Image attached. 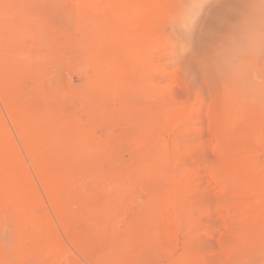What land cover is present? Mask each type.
Here are the masks:
<instances>
[{
  "label": "rangeland",
  "instance_id": "obj_1",
  "mask_svg": "<svg viewBox=\"0 0 264 264\" xmlns=\"http://www.w3.org/2000/svg\"><path fill=\"white\" fill-rule=\"evenodd\" d=\"M161 1L155 69L151 64L144 68L153 79L151 92L139 88L134 65L122 62L121 45L116 52L113 42L99 43L103 30L91 25L87 1L0 0V64L16 65L24 84L23 92L11 98L0 89V123L39 193L42 204L35 211L46 213L64 247L59 263L53 258V264H106L110 255V262L119 260L126 251L120 253V241L110 242L109 231L86 240L85 250L79 248L86 232L80 219L94 215L97 207L111 208L113 197L125 190L127 195L119 193L123 199L117 209L105 216L118 231L136 229V241L116 264H264V43L252 52L237 50L250 21L260 22L264 30V0ZM108 52L113 55L106 59ZM237 59L252 65L256 80L251 84L241 85L233 70ZM3 70L0 84L7 81ZM12 107L18 108L16 113L10 112ZM10 113L23 118L50 113L97 133L90 139L100 148L89 155L76 150V160L62 151L59 137L53 138L73 166L72 188L86 201H95L65 215L68 231L51 208L18 136L24 123L14 124ZM44 124H32L31 130L37 132ZM150 136L155 143L165 141L168 164L148 179L136 169L154 153L147 143ZM123 171L135 175L121 187L114 180L103 182ZM185 177L190 179L191 219L172 223L171 231L164 195H172ZM92 178L104 197L88 189ZM5 220L0 214V222ZM13 237L11 231L3 244L0 239V249ZM37 245L43 243L38 240ZM48 262L7 261L0 254V264Z\"/></svg>",
  "mask_w": 264,
  "mask_h": 264
},
{
  "label": "bare ground",
  "instance_id": "obj_2",
  "mask_svg": "<svg viewBox=\"0 0 264 264\" xmlns=\"http://www.w3.org/2000/svg\"><path fill=\"white\" fill-rule=\"evenodd\" d=\"M85 1H87V3L84 4H87L85 12H87L89 17L93 20L90 22L91 25H94L97 29L103 30V33L99 34V37L96 36L99 39V43L102 41H108L109 43L113 42V50H116V52L121 45V49L124 48V61L122 62L134 65V68L137 70L136 77L138 79L137 84L139 88H147L152 92L154 89L153 79L150 78V73L145 72L144 68L147 66L150 68L149 65L151 64L153 72L155 69V66L152 63V57L155 53L158 41L156 26L157 18L162 12V1ZM111 25L112 27L113 25H117V27L110 30ZM104 31L107 32V34H105ZM119 31L123 32V34H120L121 36L116 35L117 32V34H119ZM108 55L112 56L113 53L108 52V54H106V59L108 58ZM101 62L103 61L101 60ZM106 63L104 66H106ZM0 67H3V71H6L7 77L6 83L0 84V89H2L4 93L8 94V98L18 96V94L20 95L23 92L24 84L23 76L17 66L5 63L0 64ZM142 69L143 71H141ZM35 93H37V91ZM84 95L85 93H82V96ZM14 109L18 108L10 109V112L16 113ZM33 112L35 111L33 110ZM12 113H10V116L14 124L17 123L19 125L21 122L24 123V127L18 132V136L23 140L37 179L42 183L44 191L49 197L51 208L55 213H57L56 215H59L58 217L61 224L64 226L65 231H68L70 221L67 219L68 216L66 217L65 215L78 211L77 209H81L80 207L83 205H94L95 201H86L83 197L78 196V193H76V191L72 188L73 166L68 159L61 156V149H58V147L54 144L53 138L59 137L63 143L62 151L70 157L69 159L76 160L80 158V155L75 152L76 150L80 149L81 152L85 151L89 155V153L91 154L100 148V145H93L90 139L93 134L95 135L97 133H92L93 130L91 131V127L82 129L80 126L81 129H78L72 126L69 121H64L61 118L51 115L50 113H32V116L28 114L30 116L28 118H23ZM41 121L45 122V124L41 127V130L37 132L31 130L32 124ZM105 139L103 138V140ZM147 140V143L154 146V153L153 155L142 159L136 170L139 172L141 177H148L149 179L151 176H157V173H160L168 163L166 162L167 159L165 160L167 155L165 152V141L161 140L160 142L156 141L155 143V136H150ZM99 143L101 144V142ZM15 146L16 145H14L13 141L0 123V214H3V217L6 219L4 221L5 224L3 221L0 222L1 243L3 244L4 240L8 238L9 232L12 231L15 234V237H13V239L9 241L6 246H3V248L0 249V254H2L7 261L18 259L20 262L26 263L27 261L37 260L43 263L49 261L47 263L49 264L52 263L51 260H53V258L57 260V256H61L63 254L64 247L58 242L57 238H59V236L57 235V232L46 213H37L35 211V208L42 204L39 193L28 173L26 166L20 161ZM131 174V172L126 173L123 171V174L119 178L116 177L117 179L104 175L107 182L102 181L107 184L110 182L108 180H114L117 183V187H121ZM113 175L115 176V173ZM134 175L135 174H133V176ZM95 177L93 176V178ZM97 177L99 176L97 175ZM92 179L88 182V189H90L91 192H96L104 197V190L99 189V181ZM189 180V178L183 179L182 181L180 180V184L175 186L176 188L175 191L173 190L174 192L172 195H169L168 193H165L164 195V199L166 200L165 213L168 217L167 225L171 231L173 230L172 223L178 224V222H181L182 220H187L188 222L191 219L192 208L187 203L188 196H190V190L188 189L190 183ZM125 191L123 192L127 195ZM123 192L121 191L119 193L121 194ZM119 193L113 197L112 200L114 201V205H111V208L109 207L110 205L107 204L104 206L102 211H99L100 209L97 207L94 215L88 216L83 220L80 219L83 225L81 227H84V230H86L83 238H81V243L78 245L80 249L85 250L87 244L85 243L86 240L90 239L92 236L95 237L96 234L100 232L103 233V235H106L109 231L111 236L110 242L115 240L122 243H119L123 247V250H120V253L122 254V251L126 252H124L119 258L117 256V259H119L118 261L113 259L112 262H110L111 260L109 259H112V256L110 255L111 258L106 260H108L111 264H116L115 261H117V263L123 261L124 258L129 255L126 247H128L133 241H136L133 237L136 233V229L131 228V230L128 229L122 232L118 231L114 228L110 218L105 216L109 210L117 209L120 205L124 193L123 195H120ZM7 226L13 227L12 230L9 231ZM169 236L167 235L166 239L168 242L170 239ZM154 238L156 240L158 239L155 236ZM38 240L43 243V246L41 245L42 247H38ZM157 241L155 245L159 242ZM168 242L167 245H171L170 243L168 244ZM112 243H114L113 245H116L115 242ZM122 247L119 248L122 249ZM108 255L103 257H108ZM61 260L63 259L61 258ZM102 260L104 259L102 258ZM58 261L59 260H57V262ZM183 262L186 264L187 260H184ZM109 263L106 262V264Z\"/></svg>",
  "mask_w": 264,
  "mask_h": 264
},
{
  "label": "clouds",
  "instance_id": "obj_3",
  "mask_svg": "<svg viewBox=\"0 0 264 264\" xmlns=\"http://www.w3.org/2000/svg\"><path fill=\"white\" fill-rule=\"evenodd\" d=\"M264 43V30L257 21H250L243 29L240 39L237 41V50L240 54L252 52ZM233 70L243 86L256 80V73L251 64H246L240 59L234 62Z\"/></svg>",
  "mask_w": 264,
  "mask_h": 264
}]
</instances>
